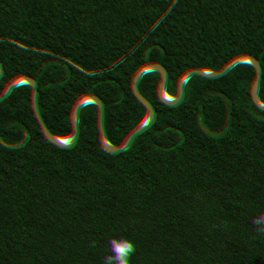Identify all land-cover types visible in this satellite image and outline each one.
Listing matches in <instances>:
<instances>
[{
    "label": "trees",
    "instance_id": "1",
    "mask_svg": "<svg viewBox=\"0 0 264 264\" xmlns=\"http://www.w3.org/2000/svg\"><path fill=\"white\" fill-rule=\"evenodd\" d=\"M261 212L264 0H0V264H264Z\"/></svg>",
    "mask_w": 264,
    "mask_h": 264
},
{
    "label": "clouds",
    "instance_id": "2",
    "mask_svg": "<svg viewBox=\"0 0 264 264\" xmlns=\"http://www.w3.org/2000/svg\"><path fill=\"white\" fill-rule=\"evenodd\" d=\"M257 233L264 234V212H261L252 219ZM109 254L102 259V264H130V257L135 252V245L126 237H110L107 241ZM90 247H95L92 241Z\"/></svg>",
    "mask_w": 264,
    "mask_h": 264
}]
</instances>
